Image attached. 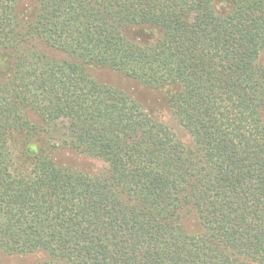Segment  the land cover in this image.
<instances>
[{
  "label": "trees",
  "instance_id": "obj_1",
  "mask_svg": "<svg viewBox=\"0 0 264 264\" xmlns=\"http://www.w3.org/2000/svg\"><path fill=\"white\" fill-rule=\"evenodd\" d=\"M21 1L0 0V249L264 264V0H33L23 19ZM146 27L158 38L126 35ZM87 67L158 91L191 146ZM59 150L103 168L60 165Z\"/></svg>",
  "mask_w": 264,
  "mask_h": 264
},
{
  "label": "rangeland",
  "instance_id": "obj_2",
  "mask_svg": "<svg viewBox=\"0 0 264 264\" xmlns=\"http://www.w3.org/2000/svg\"><path fill=\"white\" fill-rule=\"evenodd\" d=\"M226 0H218L216 8L220 11L226 9ZM34 6L33 0H22L18 5L17 14L20 18H26V15L32 13ZM130 39H136L137 37H143V40H148L149 38H158V32H156L151 27H146L144 30L127 31L126 34ZM88 74L101 84L115 87L116 89L126 93L127 95L134 98L138 103L146 109V111L152 114L155 118L161 121L163 124L167 125L177 136V138L186 147L191 146V138L187 132L178 124L176 119L173 117L170 108L168 107L166 101L163 99L158 91L151 90L138 81L128 78L118 72L112 71L107 68H97V67H87ZM28 117L34 121L38 122L36 116L28 113ZM264 122V116H263ZM57 131L59 133L63 132L64 127L60 124L58 125ZM35 143V142H34ZM36 143L39 145L41 141L38 140ZM56 162L60 165H65L68 167L80 169L84 172H94L96 170H101L103 165L101 162L87 157L85 155H79L74 151L69 150H59L54 154ZM187 227L189 230L195 229L196 222L192 218L187 220ZM42 255L33 254L27 256L20 255H9L0 249V264H33L42 259Z\"/></svg>",
  "mask_w": 264,
  "mask_h": 264
}]
</instances>
